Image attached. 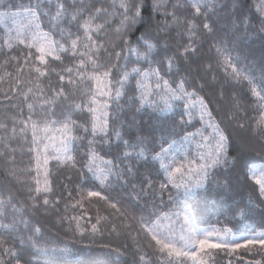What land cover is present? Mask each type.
<instances>
[{
	"label": "snow or ice",
	"instance_id": "obj_1",
	"mask_svg": "<svg viewBox=\"0 0 264 264\" xmlns=\"http://www.w3.org/2000/svg\"><path fill=\"white\" fill-rule=\"evenodd\" d=\"M244 3L246 0H231L229 8V0H168L167 4L154 0L148 17L143 15V0H120L118 5L115 0H29L26 6L0 11V25L12 23L0 29L2 66L15 68V75L8 73L9 88L0 90V161L4 165L0 233L32 232L27 243L33 259L28 264H44L41 256L57 264H81L79 253L91 256L96 252L109 258L113 252L121 255L119 248L108 244L96 246L98 224L115 220L120 223L113 222L111 231L131 234L136 230L133 239L143 234L137 249L144 250L139 264H223L216 260L221 254L228 257L227 264H233L240 249L259 257L246 264H264V231L249 228L237 238L241 230L227 226L236 219L235 212L211 225L204 218L207 199L231 191L232 173L237 184L253 182L254 187H249L258 190L264 205V4L257 9V27L251 24L255 17L245 15ZM156 14L165 20L153 22ZM118 16L122 19L113 29ZM18 17L27 18V25L20 24ZM98 20L102 22L96 23ZM140 24L146 26L137 37L143 52L131 46L128 38ZM170 26L176 29V37ZM153 28L158 36L167 37L162 45L159 39L156 43L145 39ZM20 48L27 53L11 55ZM132 56L148 67L129 70ZM55 62L58 66H53ZM45 79L47 84H43ZM237 86L240 90H233L229 97L228 88ZM124 97H128V110L139 103L140 108L150 106L154 113L166 115L157 116L158 123L150 119L144 126L135 120L131 124L120 121L114 143L112 125L126 110L121 105ZM225 99L234 103L225 104ZM249 111L257 115L249 116ZM56 125L59 135L49 137L47 133ZM209 129V135H204ZM246 136L259 148L249 146ZM17 142L19 149L12 147ZM77 142L82 152L76 151ZM23 144L30 145L26 153ZM18 151L30 156L29 164L35 160L36 177L29 179L32 168L18 166ZM53 164L63 165L61 172L70 169L76 173L64 177L66 183L58 193L54 191ZM221 168L229 174L223 181L219 179L224 175ZM60 204L64 205L62 216ZM86 204H103V211L108 212L100 216L97 208V222L90 229L81 224L87 216ZM41 209L57 215L61 225L68 224L75 244L41 243L40 229L33 228L25 217V213ZM77 209L81 215H68ZM239 215H246L244 209ZM9 216L10 222L3 223ZM85 239L88 243H83ZM5 243L0 237V244ZM21 243H25L23 236ZM9 257L15 264L26 259L4 247L0 264H9ZM87 264L113 262L89 259ZM132 264H138L135 254Z\"/></svg>",
	"mask_w": 264,
	"mask_h": 264
},
{
	"label": "trees",
	"instance_id": "obj_2",
	"mask_svg": "<svg viewBox=\"0 0 264 264\" xmlns=\"http://www.w3.org/2000/svg\"><path fill=\"white\" fill-rule=\"evenodd\" d=\"M113 0H108V3H112ZM116 4L118 5L120 3V0H115ZM136 2H140V0H136ZM154 0H143V3L145 5L143 15L145 17H148L152 15V5H153ZM164 2L167 4L168 0H164ZM172 2H175V0H172ZM183 2V0H181ZM29 3V0H2V4H0V11H8V10H15V6L18 4H23L27 5ZM69 3H72V0H69ZM77 3H79V0H77ZM9 4L12 5V8H9ZM264 4V0H246V3H244L243 7L245 9V15L249 17H255L254 19H251V24L255 26H259V15L260 13L257 11L258 7ZM229 8H231V0H229ZM165 9H161V12H163ZM171 10L170 4L168 5V9ZM70 12L72 11L71 9L69 10ZM120 19L122 17H117L115 22L111 25V28H115L118 24ZM153 22L155 21H164L165 17L161 14H156L152 16ZM169 21L171 18H168ZM18 22L23 25H27V18L24 17H18L17 18ZM102 21L98 20L96 23H101ZM5 26L11 27L12 23L11 21H6L4 25H0V29L4 28ZM62 27L67 28V24L62 25ZM145 25L140 24L134 29H132V33L129 35V39L132 42L133 47H138L141 52L145 51V48L142 46V42L138 43L137 42V37L140 36L142 32L145 31ZM243 28V25H241ZM171 29V35L173 37H176L177 32L174 26H170ZM45 30H47V18H45ZM0 35H2V31H0ZM58 39V37H56ZM115 38V37H113ZM145 39L150 40L152 43H156L157 39L160 40L161 45L163 44L164 40L167 39V37L164 36L163 33L157 34V31L155 28H153L148 35L145 37ZM171 43L175 44V40L170 41ZM121 47L123 46L121 42ZM21 51L26 54L27 49H17L15 52H12L11 55H20ZM3 57H0V90L2 89H7L9 88V77L8 73H12V75H15V68L9 67V68H4L2 66L3 63ZM59 62H55L53 66H58ZM67 67V63L64 65ZM18 67V66H17ZM132 67H140L142 70L144 68H147L148 65L146 62H136V57L132 56L131 57V62L128 64V69L130 70ZM204 73L202 72L201 75ZM213 74L209 73L208 78L211 79V76ZM53 79H57L56 77H53ZM220 79L223 80V76H220ZM133 84L135 83V80L132 81ZM48 81L45 79L43 80V84H47ZM220 86L217 85V91H219ZM239 91L240 88L237 86L235 89L232 87H229L227 92L228 96H231L232 91ZM131 95V93H129ZM154 99H159V97H155ZM128 97H124L121 100V105L125 107V112L120 115L119 119L112 125V132H113V142L115 143V131L120 129V121H125L128 124H131L133 120H135L139 125L144 126L145 122L149 121L150 119L152 120L153 123H158L156 117L157 116H163L166 115V113H154L153 109L149 107L145 108H140L139 103L136 105H132L130 107V110H128L129 106L127 104ZM225 104H231L234 103L233 101H230L228 99H225L223 101ZM163 103L161 102V107H163ZM2 107V105H0ZM139 108V111L137 109ZM179 110V108L177 109ZM16 111H19L17 109ZM15 113H9V115H14ZM2 115V114H0ZM25 116H27V111L24 113ZM249 116L252 115H257L256 113H253L249 111L248 113ZM76 116H73V119H76ZM2 122V121H0ZM83 121H81L82 123ZM13 125L9 122L8 123V128L11 130ZM59 126H53L54 130L52 132L47 133L49 137L51 136H58L59 133L55 131V128H58ZM196 128H200V124L196 123ZM189 131H192L193 129L189 128ZM208 131L204 132L206 134ZM81 132H77L76 135H81ZM0 135H3V133H0ZM40 135H44L43 132L40 133ZM133 136H135V132L132 133ZM91 138L90 135L88 138L84 140V145H87V139ZM125 139H128L127 136L124 137ZM28 139L31 140V131L29 130L28 132ZM246 139L248 140L249 146H254L257 149L259 148V145L255 144V140L251 136H246ZM29 144H23V149L24 152H27V149L29 148ZM12 147H16L19 149L21 147V144L19 142L12 144ZM42 147V145H41ZM84 149L79 146V142H77V152H82ZM230 156L233 155L232 153L229 154ZM16 159L18 161V166L21 168L25 167H30L32 168V177H36L37 173L35 171V160L32 159V163L29 164L30 156L26 155L20 151L17 152L16 154ZM20 161H23V163H19ZM52 167V173L53 177L55 178V184H54V191L59 192L60 191V185L62 183H66L64 180V177L68 175H76L74 170L70 169H64L62 172L60 171L61 168H63V165L57 167L55 164L51 165ZM3 162L0 161V180L4 179V172H3ZM220 173H224V175H219V179L223 181L226 177V175H229L225 173V169L221 168ZM232 176V189L231 191L225 190L224 192H221L218 196L215 197H209L206 201V208H205V213H204V218L206 221V224L211 225L215 224L217 219H220L221 221L224 219L225 216L227 217H232L233 213L235 212L237 214V217L235 220H233V223L230 225H227L229 227H235L237 229H240L241 231H237L236 235L241 236L245 234L244 230H247L249 228L253 229L254 231H264V225L261 224V218L264 216V205L260 204V199H259V193L258 190L256 192L252 191V188L249 187V185H253V182L249 181L248 184L236 183L235 179V173L231 174ZM50 177V180L53 178ZM41 179H43V176L41 174L40 176ZM33 187H35V183L33 181ZM72 187H75L73 184ZM43 196L40 197L41 202L43 201ZM18 200L23 201L24 197H17ZM52 200L56 199V196L53 195L51 196ZM79 199V197H77ZM166 199V196H165ZM239 202V203H237ZM247 205L248 207L245 208L244 206ZM103 204L96 205L89 207L87 204L85 205V209L87 210V216H84L81 220L82 226L89 228L91 227V224L96 223V217H97V208H100L101 211L99 212L100 216H106L108 215V212L103 211ZM61 212L59 215H64L63 208L64 205L60 204ZM240 209H244L246 215L240 216L239 211ZM69 216L72 215H81V210L77 209L75 212L69 211L68 212ZM26 218H30V223L33 228H39L40 232L37 234L39 236V239L41 243L44 241H49L52 242L49 246H63L64 243H67L69 245L75 244V241L72 238V234L68 232V224L65 223L61 225L58 222V216L57 215H52V214H47L44 212L43 209L40 210L39 213H32L31 211L25 213ZM12 219L11 216L8 217V219L4 220L3 223H9L10 220ZM111 219V218H110ZM116 224H119V220L113 221ZM113 222H101L98 224V227L100 228V232L96 234V246L99 245H104L108 244L112 249L119 248L121 250V255L117 256L114 252L113 255L109 258L104 256L101 253H96L93 252L91 256L83 253H79L80 255V260L81 264H87V261L89 259H111L113 264H132L133 261V255L135 254V258L139 264V257L144 251L143 249L141 251H137L138 248H140L141 241L143 239V234L136 238L133 239V237L136 236V230H132L131 234H126L125 232L121 231L120 229H117L116 232L111 231L113 227ZM202 227L205 225H201ZM222 225L216 224V227H221ZM73 228H75V222H73L72 225ZM67 233V234H66ZM251 234V233H247ZM15 237L13 239L12 237ZM21 236L24 237L25 243H21ZM32 236V232H14L12 236H9L7 232H2L0 233V237H4L6 240L5 244H0V255L3 254V248L8 247L10 248L13 252L20 254L21 256H24L26 259L22 262V264H28V260L33 259V253L31 252V249L27 243V238ZM35 239V237H33ZM83 243H88V240L85 239ZM77 249L80 248L79 244L75 245ZM125 246H127V251H125ZM239 255L236 257H233V264H236V261L239 260L240 264H246L247 261L249 260H255L259 259V257H254L250 253L245 252L243 249L238 250ZM41 261L44 262V264H57V261L55 260H50L45 257H39ZM216 260L222 261L223 264H227L228 257L224 256L221 254L220 256L216 257ZM9 264H15V261L12 260L9 257Z\"/></svg>",
	"mask_w": 264,
	"mask_h": 264
},
{
	"label": "rangeland",
	"instance_id": "obj_3",
	"mask_svg": "<svg viewBox=\"0 0 264 264\" xmlns=\"http://www.w3.org/2000/svg\"><path fill=\"white\" fill-rule=\"evenodd\" d=\"M210 129L208 130V132L206 133V134H204V135H209V133H210ZM259 232V231H258ZM237 238H239V236H237ZM237 242H242V241H240L239 239H237Z\"/></svg>",
	"mask_w": 264,
	"mask_h": 264
}]
</instances>
